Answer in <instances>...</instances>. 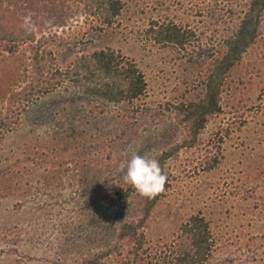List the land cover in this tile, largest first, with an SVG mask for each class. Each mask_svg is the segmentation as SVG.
Masks as SVG:
<instances>
[{
    "label": "rangeland",
    "instance_id": "rangeland-1",
    "mask_svg": "<svg viewBox=\"0 0 264 264\" xmlns=\"http://www.w3.org/2000/svg\"><path fill=\"white\" fill-rule=\"evenodd\" d=\"M122 1L101 32L83 16L37 29L60 67L110 46L137 62L147 89L132 103L111 105L64 85L27 107L0 145V264H83L114 242L119 224L136 217L135 200L111 205L102 196L128 185L119 169L134 152L154 158L181 139L173 107L200 91L211 55L248 0ZM151 21L176 23L190 42L175 48L147 40ZM219 103L201 142L167 161L171 186L145 235L156 248L200 212L215 240L204 264H264V14ZM207 149L219 159L208 171Z\"/></svg>",
    "mask_w": 264,
    "mask_h": 264
},
{
    "label": "trees",
    "instance_id": "trees-1",
    "mask_svg": "<svg viewBox=\"0 0 264 264\" xmlns=\"http://www.w3.org/2000/svg\"><path fill=\"white\" fill-rule=\"evenodd\" d=\"M123 7L122 0H0V145L30 104L61 86L68 85L111 105L132 103L145 95L144 72L120 50L110 46L96 48L76 55L68 65L60 67L47 41L37 38L38 28L54 24L60 27L75 16H83L89 20L91 30L101 32L114 24ZM263 14L264 0L247 1L235 27L220 39L211 55L200 91L173 107L181 139L154 157L168 176L165 191L147 199L127 185L102 196L111 205H121L133 196L137 214L119 224L109 247L85 255L83 264H107L112 256H120L119 264H204L211 256L215 240L210 222L200 212L189 215L172 237L156 248L149 244L145 229L155 206L171 186L167 161L176 158L180 150L201 142L199 134L221 110V92L230 71L241 63L244 52L260 36ZM25 17L31 18V31L22 27ZM144 33L147 40L169 47L185 48L190 42L187 31L172 21H151ZM213 146L219 153L220 145ZM209 151L204 155L206 171L219 162L216 154L208 155Z\"/></svg>",
    "mask_w": 264,
    "mask_h": 264
},
{
    "label": "clouds",
    "instance_id": "clouds-1",
    "mask_svg": "<svg viewBox=\"0 0 264 264\" xmlns=\"http://www.w3.org/2000/svg\"><path fill=\"white\" fill-rule=\"evenodd\" d=\"M22 27L31 31V18L25 17ZM122 180L136 193L147 199H154L165 191L168 176L163 172L159 161L134 152L125 163L120 165Z\"/></svg>",
    "mask_w": 264,
    "mask_h": 264
}]
</instances>
